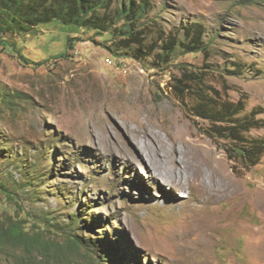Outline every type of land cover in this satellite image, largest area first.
I'll use <instances>...</instances> for the list:
<instances>
[{
  "label": "rangeland",
  "instance_id": "1",
  "mask_svg": "<svg viewBox=\"0 0 264 264\" xmlns=\"http://www.w3.org/2000/svg\"><path fill=\"white\" fill-rule=\"evenodd\" d=\"M139 26L142 50L59 21L6 36L15 48L0 40V223L21 220L53 244L34 264H264V154L250 166L194 112L196 96L216 97L237 112L231 121L256 117L244 136L264 140V0H150ZM175 36L166 62L159 55ZM183 72L200 76L185 102L168 87ZM149 116L163 134L185 117L218 149L244 196L236 211L223 200L201 230L188 218L199 215L198 191L172 193L146 161L135 170L112 152L108 139L128 145L123 120L139 130ZM23 254L8 247L0 264H22Z\"/></svg>",
  "mask_w": 264,
  "mask_h": 264
},
{
  "label": "trees",
  "instance_id": "2",
  "mask_svg": "<svg viewBox=\"0 0 264 264\" xmlns=\"http://www.w3.org/2000/svg\"><path fill=\"white\" fill-rule=\"evenodd\" d=\"M116 0H0V40L10 46L6 36L14 38L16 35H25L36 32L38 27L54 21L64 25L75 26L79 29L95 31L96 34L110 33L116 35V43L120 48L131 49L138 46L139 50L145 48L146 26L140 27L139 23L148 14L150 0H130L124 2L121 9L113 10ZM202 31L195 34L186 45L188 51H194L201 44ZM177 37L169 38L164 42L163 52L159 55L164 61L170 62V57L176 51ZM15 48V42L11 46ZM156 48L153 43L150 50ZM200 76L193 73L183 72L178 80L168 84L175 97L185 102L192 91L191 83L197 82ZM195 95V94H194ZM194 106L197 117L208 119L211 122L212 133L220 138H226L234 143L235 152L242 154L245 161L251 162L250 166L258 164L264 154V140L250 142L245 138L246 131L257 128L256 117H252L242 123L230 120L236 115L225 111L227 104L217 105L212 99L200 96ZM218 101V100H216ZM241 102V101H240ZM219 106V108L216 107ZM232 160L236 159L233 154L229 155ZM80 245L81 240L73 241ZM21 249L24 254L19 256L22 264H34L32 256L36 251L48 254L53 249V244L45 240L39 234L32 235L21 220L10 219L0 223V252L8 248ZM6 261H8L6 259Z\"/></svg>",
  "mask_w": 264,
  "mask_h": 264
},
{
  "label": "bare ground",
  "instance_id": "3",
  "mask_svg": "<svg viewBox=\"0 0 264 264\" xmlns=\"http://www.w3.org/2000/svg\"><path fill=\"white\" fill-rule=\"evenodd\" d=\"M151 117L146 121H138L139 130L133 129L129 120H123L128 145L116 139H108V147L129 161L135 170L138 160L146 161L148 173L166 182L172 193L180 190L198 191L194 193L198 195L196 201L201 205L198 208L199 215L190 210L188 218L191 224L201 230L205 229L207 214H217L218 205L223 200L236 202L233 205L234 212L235 205H239L244 196L239 181L228 171L226 160L219 156L218 149L200 136L191 127V123L186 122L185 117L177 116L167 134H163L165 128L152 121ZM106 130L113 137L109 128ZM246 196V199H251L250 195Z\"/></svg>",
  "mask_w": 264,
  "mask_h": 264
}]
</instances>
